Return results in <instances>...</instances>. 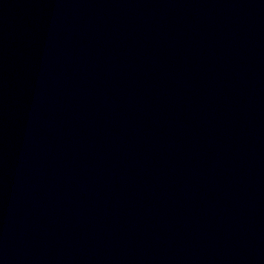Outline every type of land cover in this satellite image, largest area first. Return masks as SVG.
I'll list each match as a JSON object with an SVG mask.
<instances>
[{
	"label": "water",
	"instance_id": "obj_1",
	"mask_svg": "<svg viewBox=\"0 0 264 264\" xmlns=\"http://www.w3.org/2000/svg\"><path fill=\"white\" fill-rule=\"evenodd\" d=\"M0 264H264V0H93L0 95Z\"/></svg>",
	"mask_w": 264,
	"mask_h": 264
}]
</instances>
